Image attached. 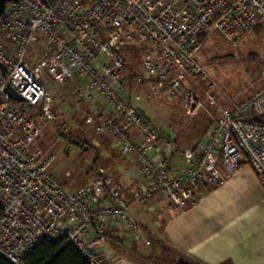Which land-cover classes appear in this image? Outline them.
Masks as SVG:
<instances>
[{
  "label": "built area",
  "instance_id": "built-area-1",
  "mask_svg": "<svg viewBox=\"0 0 264 264\" xmlns=\"http://www.w3.org/2000/svg\"><path fill=\"white\" fill-rule=\"evenodd\" d=\"M264 21V0H10L0 15V257L11 264L42 240L74 247L88 264H110L97 247L109 231L141 238L123 186L103 166L78 189L52 170L55 154L37 145L56 119L48 81H75L73 108L96 123L133 162V200L160 199L172 211L199 203L242 163L264 189V87L222 108L198 144L171 165L174 136L131 104L124 51L144 49L151 94L179 100L188 114L204 108L185 79L206 78L197 60L213 31L236 44ZM10 85L22 97L12 99ZM214 94L208 99L213 102ZM152 206V205H151Z\"/></svg>",
  "mask_w": 264,
  "mask_h": 264
},
{
  "label": "rangeland",
  "instance_id": "rangeland-1",
  "mask_svg": "<svg viewBox=\"0 0 264 264\" xmlns=\"http://www.w3.org/2000/svg\"><path fill=\"white\" fill-rule=\"evenodd\" d=\"M144 56V49L139 46L124 51L127 75L125 87L131 98V104L143 112L152 124L163 127L174 136L176 148L171 165L179 167L186 163L183 152L193 149L198 144L206 133L212 118L218 116L222 108L231 105L232 102L245 101L264 85V21L236 44L227 42L216 31L204 38L197 54V60L205 70L207 77L184 80L186 89L193 91L204 105V108L192 114L183 110L179 100L151 94L149 92L151 81L143 83L136 81L134 75L145 74ZM76 85L75 81L66 83L48 81L55 101L57 100L55 105L57 114L54 121L44 124L37 145H40L46 152L55 154L51 165L52 170L62 184L73 190L88 184L94 178L98 166L109 169L115 180L124 174L125 180L131 179L132 181V174L129 175V172L133 168V162L122 155L110 136L96 132V123L93 119L89 121L81 119L78 112L74 110L73 90ZM210 94L215 95L213 102L208 99ZM63 134L78 139L88 146V149L83 150L75 145L67 148L68 137L64 138ZM97 154L100 159L96 162L95 168L86 173ZM133 188L131 186L126 192V196L130 199ZM158 203L165 206L162 207L163 211H172L160 199ZM159 214L153 218L157 219L154 225L158 230L162 227L160 222L164 218ZM140 227L141 238L137 239L132 234L134 240L150 244L152 250H157L156 258L163 255L161 254L163 250L159 249L161 245L157 247L153 239V236L157 234H152L144 224Z\"/></svg>",
  "mask_w": 264,
  "mask_h": 264
},
{
  "label": "crops",
  "instance_id": "crops-1",
  "mask_svg": "<svg viewBox=\"0 0 264 264\" xmlns=\"http://www.w3.org/2000/svg\"><path fill=\"white\" fill-rule=\"evenodd\" d=\"M125 177L116 182L123 186L130 213L157 234L153 239L161 254L175 263L264 264V189L245 163L223 184L209 188L195 206L176 212L163 211L165 206L156 201L151 206L128 198L134 184ZM156 214L164 217L160 230L154 225ZM97 247L111 253L110 264H155L157 255L150 244L124 231H109Z\"/></svg>",
  "mask_w": 264,
  "mask_h": 264
},
{
  "label": "trees",
  "instance_id": "trees-1",
  "mask_svg": "<svg viewBox=\"0 0 264 264\" xmlns=\"http://www.w3.org/2000/svg\"><path fill=\"white\" fill-rule=\"evenodd\" d=\"M49 1L55 2L57 0ZM255 120L264 123V116ZM99 159L100 156L97 154L91 163V165H93V169ZM90 171L91 170H89V172ZM154 262L155 264H193L184 262L175 263L167 254H163L160 257L158 256ZM0 264L11 263L7 259L0 257ZM23 264H88V262L74 247L69 244L42 240L28 255L24 257Z\"/></svg>",
  "mask_w": 264,
  "mask_h": 264
},
{
  "label": "water",
  "instance_id": "water-1",
  "mask_svg": "<svg viewBox=\"0 0 264 264\" xmlns=\"http://www.w3.org/2000/svg\"><path fill=\"white\" fill-rule=\"evenodd\" d=\"M8 1H10V0H0V15L4 11L5 6H6V2H8ZM5 91L8 93V95L12 99H14L16 101H21L22 100V97L10 85H7ZM60 134H62V133H60ZM63 136L66 137L67 135L63 134ZM69 142H70V144H73L75 146H79L83 150H87L88 149V146L84 145L83 143H80V141L78 139H76V138H70ZM92 168H93V165H90L89 169L86 170V173H88L89 170H91Z\"/></svg>",
  "mask_w": 264,
  "mask_h": 264
},
{
  "label": "flooded vegetation",
  "instance_id": "flooded-vegetation-1",
  "mask_svg": "<svg viewBox=\"0 0 264 264\" xmlns=\"http://www.w3.org/2000/svg\"><path fill=\"white\" fill-rule=\"evenodd\" d=\"M66 137H68V144H67V148H69L71 145H73V144H70V142H69V140H70V138H73L72 136H70V135H67ZM66 137H64V138H66ZM81 143V142H80ZM79 147V146H78Z\"/></svg>",
  "mask_w": 264,
  "mask_h": 264
}]
</instances>
